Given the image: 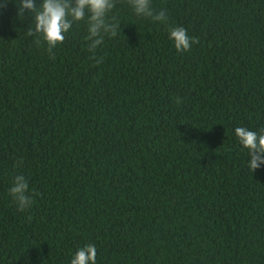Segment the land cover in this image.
Wrapping results in <instances>:
<instances>
[{
    "label": "trees",
    "instance_id": "16d2710c",
    "mask_svg": "<svg viewBox=\"0 0 264 264\" xmlns=\"http://www.w3.org/2000/svg\"><path fill=\"white\" fill-rule=\"evenodd\" d=\"M20 2L0 8V264L88 244L96 264H264V165L235 133L264 129V0H151L165 23L115 0L100 64L86 20L52 59ZM169 27L199 43L178 52Z\"/></svg>",
    "mask_w": 264,
    "mask_h": 264
},
{
    "label": "clouds",
    "instance_id": "9594fccd",
    "mask_svg": "<svg viewBox=\"0 0 264 264\" xmlns=\"http://www.w3.org/2000/svg\"><path fill=\"white\" fill-rule=\"evenodd\" d=\"M138 16L150 17L154 21L165 23L168 19L165 10L154 13L151 0H129ZM7 6V0L0 8ZM115 8V0H43L39 5L36 0H21L19 15L28 10L34 18V29L29 28L28 36L39 34L35 40L37 46L42 41L48 45V52L52 59L53 49L65 40V34L73 24L85 21L88 25L89 35L86 39L90 42L88 51L92 53L90 58L95 59L97 64L103 62V58L96 57V49L103 43L105 35L116 37L120 24L110 22L108 14ZM115 18H113L114 20ZM169 38L174 41L178 52L190 51L192 44H198L199 40L188 35L184 27H169ZM177 102H180L179 97ZM236 136L240 144L249 150L251 157L249 167L254 172L264 165V129L260 132L249 130L246 127H236ZM19 163H22L19 162ZM29 183L24 175H16L10 194L17 203L19 211H25L33 204V196L29 194ZM97 249L95 245L88 244L80 248L71 260V264H96Z\"/></svg>",
    "mask_w": 264,
    "mask_h": 264
}]
</instances>
